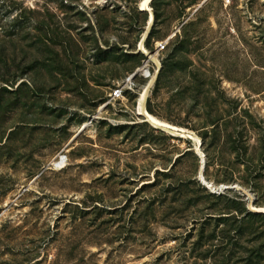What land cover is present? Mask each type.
Returning a JSON list of instances; mask_svg holds the SVG:
<instances>
[{
    "label": "rangeland",
    "instance_id": "rangeland-1",
    "mask_svg": "<svg viewBox=\"0 0 264 264\" xmlns=\"http://www.w3.org/2000/svg\"><path fill=\"white\" fill-rule=\"evenodd\" d=\"M142 1L0 0V264H264V0Z\"/></svg>",
    "mask_w": 264,
    "mask_h": 264
},
{
    "label": "bare ground",
    "instance_id": "bare-ground-1",
    "mask_svg": "<svg viewBox=\"0 0 264 264\" xmlns=\"http://www.w3.org/2000/svg\"><path fill=\"white\" fill-rule=\"evenodd\" d=\"M154 1L155 0H143L140 3V7H139V9L141 11L147 12L150 16L147 28L145 30L146 31L145 36L148 35L147 38L149 37V35H150V33L154 27V23H155V14H154V11L150 5ZM141 47H143V46L141 45ZM149 79H150V81H149L147 87L139 95V98L137 101L138 102V107H137L138 115L141 116L144 119V121L150 123L151 125L155 126L158 129H163V130L170 132L172 134H175V135H180V133L183 134V132L178 131L177 129H175L171 125L157 120L153 115H151L149 113V111L147 109V101H148V97H149L151 90L154 88V86L157 82L158 72L152 74ZM248 210H249V208H248ZM250 210L254 211V212H263L264 213V208H256V207L251 206Z\"/></svg>",
    "mask_w": 264,
    "mask_h": 264
},
{
    "label": "built area",
    "instance_id": "built-area-1",
    "mask_svg": "<svg viewBox=\"0 0 264 264\" xmlns=\"http://www.w3.org/2000/svg\"><path fill=\"white\" fill-rule=\"evenodd\" d=\"M167 47L166 42H160L157 44V49L156 51L158 53L163 52ZM151 63L150 60L147 62H144L143 66L139 69H137L133 74L129 75L125 80H123L122 82H120L111 92L110 94V100L114 101V102H118L121 100H124L126 95L129 92H134L137 88H138V83L137 80L140 77H144L146 79H149L151 77L152 74H154L156 72V66L154 69V72L151 71ZM154 65V64H153ZM99 120V118L95 117V118H91V120L89 121V123L87 124V126H91L93 124L94 121ZM227 188L225 187H220L218 188V190L220 191H224Z\"/></svg>",
    "mask_w": 264,
    "mask_h": 264
},
{
    "label": "trees",
    "instance_id": "trees-1",
    "mask_svg": "<svg viewBox=\"0 0 264 264\" xmlns=\"http://www.w3.org/2000/svg\"><path fill=\"white\" fill-rule=\"evenodd\" d=\"M155 1H156V0H155ZM154 27H155V25H154ZM154 27H153V29H152V31H151L149 37L147 38V40H149V38L153 35ZM172 66H173V64H171V65H169V66H168V65H167V66H166V65H163V66H162V68H161V70H160V73H159V75H158L157 82H156V84H155V88H159V86H160V84H161V82H162L164 76H165V82H164V84H165L166 86H168V85L170 84V78H169V77H171L172 74H173V67H172ZM147 109H148L149 113H151V114L153 115V110H152V108H151V106H150V101H149V99H148V102H147ZM233 121H234V120H231V122H233ZM236 212L239 213V214H241V215L246 214L247 217H259V216H264V214H261V213L247 212V210H245V208L242 209V210H236Z\"/></svg>",
    "mask_w": 264,
    "mask_h": 264
}]
</instances>
